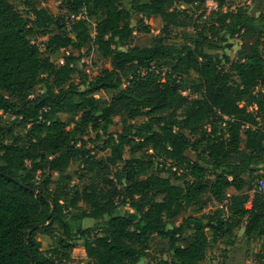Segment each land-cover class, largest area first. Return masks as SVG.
Here are the masks:
<instances>
[{"label": "trees", "instance_id": "trees-1", "mask_svg": "<svg viewBox=\"0 0 264 264\" xmlns=\"http://www.w3.org/2000/svg\"><path fill=\"white\" fill-rule=\"evenodd\" d=\"M43 1L21 0L25 15L0 0V264H72L78 240L91 264H138L154 237L167 257L146 264H202L208 230L242 226L264 245V14L224 0L208 14L206 0H61L55 16ZM151 17L162 26L141 44L134 31ZM89 44L111 62L92 77ZM89 131L107 156L87 147ZM195 203L199 216L169 222ZM38 234L55 246L42 250Z\"/></svg>", "mask_w": 264, "mask_h": 264}, {"label": "rangeland", "instance_id": "rangeland-1", "mask_svg": "<svg viewBox=\"0 0 264 264\" xmlns=\"http://www.w3.org/2000/svg\"><path fill=\"white\" fill-rule=\"evenodd\" d=\"M18 9L23 12L25 15L27 14L23 5H21V0H11ZM61 0H44L43 4L49 9V11L55 15L60 16L64 14L59 8ZM218 6V2L216 0H206L205 4L200 5L199 14L201 11H206V14L210 12L211 9L216 8ZM248 8L253 13H263L264 14V0H224L223 9H236L239 7ZM196 15V14H195ZM82 16L73 15H65V19L69 24L72 21H76ZM87 20V23L91 29L92 34H95V20L93 18L83 17ZM140 20V16H136L133 19V24H138ZM145 24L148 27L149 31H145L144 27H138L134 31L135 37L138 42L141 44L150 43V40L159 32L162 21L160 18L151 17L145 19ZM264 39V38H263ZM232 46L225 49V52L230 56L232 60H236L239 57V52L242 49V40L240 38H232L231 40ZM261 50L264 52V41L261 45ZM63 52V51H62ZM61 53L51 54L52 60H60ZM84 58L83 62H85L86 71L89 76L92 77L95 74L99 73L104 68H109L111 66V62L109 58L103 57L97 50L93 44H89L83 49ZM229 65H227V68ZM196 78L195 74L190 76V79ZM78 82V80H76ZM39 92L42 91L40 87ZM184 94H188L189 90H184ZM97 97H101L104 100H109L112 97V92L108 91H100L95 93ZM60 117L64 120L69 118V115L66 113H60ZM2 118L4 120V124L7 127H10L11 121L15 118V116L10 115L8 113H3ZM122 119L118 116L114 117V125L112 127L113 131L120 129ZM209 128V127H208ZM22 128L20 126H15L14 130L16 133L21 132ZM209 130V129H208ZM86 145L88 148L93 149L95 152H98L99 157H104L109 154L108 150H101V146L103 145L102 140H98L96 138L95 131H89L85 135ZM151 151V150H150ZM125 156H129V151L125 153ZM161 161L157 159L156 164L153 168L148 169L146 173L142 175V177H146L150 175L152 172H158L162 165H160ZM79 167L78 163H75L71 166L70 172L75 176V170ZM262 171H258L260 174ZM163 175H167L165 172ZM263 177H259L257 180H262ZM77 180V179H75ZM254 190L250 191V198L253 197ZM251 200H249L248 205L251 206ZM225 204V203H224ZM223 205V203L221 204ZM220 205V206H221ZM88 207L85 203H79V207L77 209H72L74 212H80L82 210L87 209ZM200 208L199 204H191L184 212H182L177 218L169 221L171 224L178 225L180 224L186 217L188 216H199ZM96 222H100V220H92L90 218L83 220V227H88L94 225ZM96 232V230L94 231ZM208 234L210 236V247L208 249V254L206 259L202 262V264H219L224 262V264H264V245L262 236L253 235L252 237H247L244 233V227L237 228L232 234L225 235L219 237L218 239H214L213 233L208 230ZM37 239L41 241V249L48 250L49 248L55 246V239L53 235H45L38 234ZM159 238L154 237L151 241L150 249L148 255L141 258L138 264H146L147 262H152L158 260L162 257H167V254H161L160 249L158 247ZM74 261L72 264H91L90 259L87 257L85 248L83 246V240H78L76 242V246L71 253ZM59 264V263H57Z\"/></svg>", "mask_w": 264, "mask_h": 264}, {"label": "built area", "instance_id": "built-area-1", "mask_svg": "<svg viewBox=\"0 0 264 264\" xmlns=\"http://www.w3.org/2000/svg\"><path fill=\"white\" fill-rule=\"evenodd\" d=\"M257 188L260 192H262L264 194V179L259 180L258 184H257ZM249 206V205H248Z\"/></svg>", "mask_w": 264, "mask_h": 264}]
</instances>
